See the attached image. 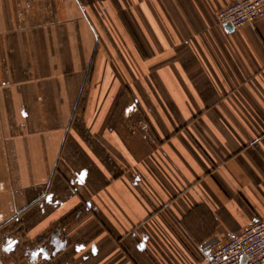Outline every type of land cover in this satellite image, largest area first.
Listing matches in <instances>:
<instances>
[{"label": "crops", "instance_id": "0c3cea01", "mask_svg": "<svg viewBox=\"0 0 264 264\" xmlns=\"http://www.w3.org/2000/svg\"><path fill=\"white\" fill-rule=\"evenodd\" d=\"M232 1L0 0V264H209L264 218V19Z\"/></svg>", "mask_w": 264, "mask_h": 264}, {"label": "built area", "instance_id": "2783aa9c", "mask_svg": "<svg viewBox=\"0 0 264 264\" xmlns=\"http://www.w3.org/2000/svg\"><path fill=\"white\" fill-rule=\"evenodd\" d=\"M264 19V0H234L217 13L220 24L254 27ZM209 264H264V218L252 221L215 246Z\"/></svg>", "mask_w": 264, "mask_h": 264}, {"label": "water", "instance_id": "95a60500", "mask_svg": "<svg viewBox=\"0 0 264 264\" xmlns=\"http://www.w3.org/2000/svg\"><path fill=\"white\" fill-rule=\"evenodd\" d=\"M227 27L233 28L231 24L227 23Z\"/></svg>", "mask_w": 264, "mask_h": 264}, {"label": "rangeland", "instance_id": "374dc122", "mask_svg": "<svg viewBox=\"0 0 264 264\" xmlns=\"http://www.w3.org/2000/svg\"><path fill=\"white\" fill-rule=\"evenodd\" d=\"M27 252V250H25V253Z\"/></svg>", "mask_w": 264, "mask_h": 264}]
</instances>
